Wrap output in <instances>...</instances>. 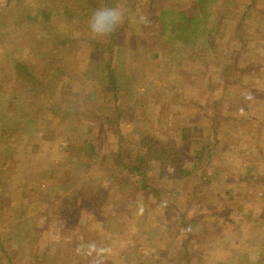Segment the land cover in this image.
<instances>
[{"label":"rangeland","instance_id":"374dc122","mask_svg":"<svg viewBox=\"0 0 264 264\" xmlns=\"http://www.w3.org/2000/svg\"><path fill=\"white\" fill-rule=\"evenodd\" d=\"M101 6L125 10L106 37L87 23ZM216 27L220 54L241 49L230 73L214 59L182 80L166 35L195 60ZM143 137L197 174H117L122 139ZM262 191L264 0H0V264H264ZM91 242L109 251L77 253Z\"/></svg>","mask_w":264,"mask_h":264},{"label":"trees","instance_id":"16d2710c","mask_svg":"<svg viewBox=\"0 0 264 264\" xmlns=\"http://www.w3.org/2000/svg\"><path fill=\"white\" fill-rule=\"evenodd\" d=\"M218 6V5H217ZM226 6V5H224ZM218 7L212 8L214 9L213 13L216 14H222V12H227L226 9L223 7ZM195 18V16H194ZM220 27V21L217 23V27ZM213 30L212 28H208V38H207V45H201L199 44V47H196V54L199 56L195 60L191 59H186V56H189V46H183V45H178L176 46L175 44L177 41L172 43L173 45H168L170 41L174 40L171 38V36L166 35V48L168 52H172L173 57L172 61L174 66H176L175 69H177L178 74L181 76L182 80L185 78L183 77V72H192V71H198L200 68H206L210 63L213 62V60H218L219 62L221 61V64L225 68L224 70L228 71L230 73L231 71V66L234 64V61L238 59V53L241 52V49H235V48H229L227 49V52L224 54H220L218 47L216 45V36L219 28ZM167 25L164 27L163 33L167 32ZM196 37L197 40H201V36H196L193 35V37ZM165 37V36H164ZM163 37V38H164ZM234 39L235 43L239 45V42L241 40V36L237 35ZM202 42V41H201ZM241 43V42H240ZM231 45L234 44V42L230 43ZM168 45V46H167ZM235 47V46H234ZM243 48V47H242ZM171 55V54H170ZM217 55V56H216ZM223 55V56H222ZM229 60V62L227 61ZM180 78V79H181ZM116 76L111 75L109 79V83H112V89L115 91V95H118L119 88L116 85ZM43 82L40 83L42 86ZM44 93V92H43ZM44 96V95H43ZM46 101H48V98L44 96ZM54 101L51 103L53 104ZM55 104V102H54ZM63 104V103H62ZM68 104H72L71 101L68 102ZM60 105V104H59ZM57 105V106H59ZM88 113V112H87ZM98 118V117H94ZM82 143L85 144L83 146L82 144H75L74 147L77 148V155L80 160H85L84 156L87 151L89 153H94L96 148H94L93 143H89L86 141L80 140ZM89 143V144H88ZM88 145V146H86ZM204 150L206 148H203ZM203 153H205L203 150L196 153L194 158L197 161H200L203 157ZM112 158L115 160V164L117 165L116 168V173L122 176V174L127 177H134V178H140L143 177L146 178L149 176L148 174V168L151 166L152 159L157 160L158 162H161L162 164H167V167H171L173 170V176L176 178H179L180 176H195L197 174V171L199 168L197 167V164L194 163L193 167L191 170L184 169L182 166V161L184 158V154L182 152V147L181 144L176 142V141H156L151 138L143 137L141 138L140 142H133L132 140L128 138H123L120 144L118 145L117 149L114 151L113 155H111ZM188 158V157H187ZM151 164V165H150ZM211 177L210 174L206 171H202V173L199 174V182L195 186L193 193L199 195V189H201V186L210 183ZM144 183V182H141ZM140 184V183H138ZM147 187V186H146ZM73 190V188H72ZM71 193L74 194L75 192ZM82 192L79 194L76 192L75 195L78 196V198H82ZM84 193V192H83ZM86 194V193H85ZM0 241L2 245V248L4 249V243L1 238L0 234Z\"/></svg>","mask_w":264,"mask_h":264},{"label":"clouds","instance_id":"9594fccd","mask_svg":"<svg viewBox=\"0 0 264 264\" xmlns=\"http://www.w3.org/2000/svg\"><path fill=\"white\" fill-rule=\"evenodd\" d=\"M125 20V10L121 7L101 6L97 8L89 17L87 23L90 32L97 37H106L116 31ZM109 250L98 247L95 242L82 245L77 249V253L91 256L95 254L99 259Z\"/></svg>","mask_w":264,"mask_h":264},{"label":"built area","instance_id":"2783aa9c","mask_svg":"<svg viewBox=\"0 0 264 264\" xmlns=\"http://www.w3.org/2000/svg\"><path fill=\"white\" fill-rule=\"evenodd\" d=\"M261 195L264 197V191L261 192Z\"/></svg>","mask_w":264,"mask_h":264}]
</instances>
